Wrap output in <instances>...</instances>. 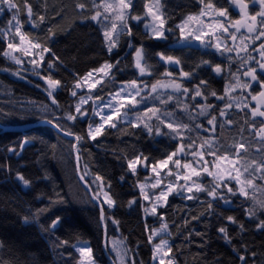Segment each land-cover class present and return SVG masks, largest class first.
Masks as SVG:
<instances>
[{"label":"trees","instance_id":"1","mask_svg":"<svg viewBox=\"0 0 264 264\" xmlns=\"http://www.w3.org/2000/svg\"><path fill=\"white\" fill-rule=\"evenodd\" d=\"M28 2L34 13L44 15L45 20L40 22L33 16L38 26L32 27L28 23L24 0H17L22 31L50 51L44 54L37 75L26 74L2 54L7 49V43L0 36V125L17 127L52 121L56 127L59 125L57 128L61 131L66 129L83 137L77 148L80 173L94 195L102 183L115 201L113 208L103 205L107 241H121L128 264L153 263L154 249L149 235L162 224L168 225L166 238L168 247L172 249L169 258L174 260L173 264H264V228L259 227L264 221V211L256 204V201L264 200V181H253L255 187L248 189V198L231 195L222 188L220 191L230 201L227 204L223 200L213 199L206 192H194L193 195L199 198L193 200L176 193L158 209L156 216H146L138 184L147 179L149 167L138 168L134 175L128 168V159L143 154L148 157L147 163L150 165L176 151L179 140L172 139L170 135L157 137L155 133L149 134L143 126L133 127L132 123L124 122H118L116 128L106 127L103 134L92 140L88 137V130L90 124L96 125V118L92 115L84 119L77 116L75 121L65 118L67 113L75 115V98L71 95L74 84L106 61L114 65L110 70L113 78L106 77L104 83L92 92V97L108 98L110 93H115L122 84L131 80L147 81L149 84L158 79L166 80L167 77L163 75L165 71L172 72L177 82L190 89H194L200 80H205L207 84L200 85L202 91H215L224 96L225 86L232 81L231 73L236 72L240 64L236 55L217 54L211 48L175 46L180 39L175 26L187 15L200 12L204 5L199 0H161L165 13L170 16L166 27L171 26L173 31L166 32L167 39L155 40L143 29L145 3H149V0H133L131 13L143 19L138 22L129 20L133 35L122 36L117 49L109 54L99 25L90 19L95 11L91 0ZM96 2L99 3V0ZM212 2L215 7L227 8L231 19L240 18L238 8L230 0ZM78 3L86 4V9H78ZM249 3L250 14L260 10L259 3ZM10 18L11 15L5 10L0 16V29L7 28ZM260 19L257 17L258 21ZM129 42L133 47L128 46ZM261 42H264V37L251 43L252 48L249 49L256 59L260 58L259 53L253 49ZM141 45L144 46L147 69L151 73L149 76L140 77L134 67V48ZM156 53L177 57L182 63L171 67L160 60ZM204 60L209 64H202ZM49 62L53 63L52 68L48 67ZM250 63L258 67L255 61ZM217 64L222 68L220 74L213 71ZM181 68L191 72V78L181 77ZM41 76H51L61 82L53 93L57 104L52 103ZM241 79L247 80L242 75ZM253 87L256 88V85ZM168 94L177 95L167 92L162 98ZM231 94L247 96V91L237 89ZM188 95L190 97L192 92ZM250 99L248 97L249 102ZM180 100L183 101L181 104L189 105L205 103L201 97L192 101L181 96ZM228 102L227 96L219 100L208 95L207 103L216 106L210 110V114L217 116V124L229 118L235 123L225 124L223 128L216 126L213 136H206V132L201 138L193 126V131L185 133V136H190L196 143L203 138L215 140L225 148L233 141L247 144L245 138H248L252 142L250 157L258 158L261 154L257 151L259 138L254 137L249 125L244 123L248 110L240 111L235 106L224 109ZM142 103L148 107L160 104L162 109L173 110L184 122L192 123L186 113H181L175 100L163 105L160 100L149 96ZM218 109H224L227 115L220 117ZM87 110L90 111V105ZM199 110L189 108L194 116ZM208 118L196 117L195 122L205 127ZM163 132L169 131L165 128ZM25 139L31 144L23 148L21 145ZM189 142L188 139L183 141L185 144ZM74 144L73 140L61 136L51 127H36L21 132L0 130V264H77L80 255L76 246L80 243H87L92 248L97 264H110L108 256L116 263L110 251L107 256L104 252L100 210L92 203L77 178ZM9 148L15 151H9ZM206 159L213 158L207 156ZM18 175L30 182L28 186L18 179ZM96 176L102 179L96 180ZM198 179L212 186V179L205 176ZM232 186L235 187V184ZM209 203L212 204L211 208L208 207ZM254 205L256 214L249 217L247 210ZM25 217L28 218L27 223ZM57 217L60 222L53 228L51 225ZM228 217L233 220L230 221ZM220 228L226 229L230 242L219 231ZM240 256H244L245 260L241 261Z\"/></svg>","mask_w":264,"mask_h":264},{"label":"snow or ice","instance_id":"2","mask_svg":"<svg viewBox=\"0 0 264 264\" xmlns=\"http://www.w3.org/2000/svg\"><path fill=\"white\" fill-rule=\"evenodd\" d=\"M201 4L204 5V9L212 10L216 16L225 17L227 22L220 20H212L211 22L201 19L202 17L207 16L209 13L202 9L200 12L195 14H189L182 20L181 23L177 24L175 27L179 29L180 39L183 41H188L189 38L193 40H200L201 44L205 47H214L221 55L225 53H235L236 57L239 59L240 64L237 68V71L231 73L232 81L225 86L224 96L218 95L217 92L211 91L206 93L202 91L200 85L207 84V81L200 80L198 85L194 86V89H190L181 82H177L175 78L169 80H156L154 83L149 86L147 84L138 83L137 80H131L127 84L122 85L121 88L115 93H110L111 100L106 104L100 107L99 111H96L95 114L99 116L101 123L98 125H89L88 137L92 140H95L99 135L103 134L105 125H108L112 128L117 127V123L113 122V117L128 116V113L137 108V106L143 101L147 100L151 94H156L155 99L160 100V103L167 105L169 102L175 100L178 106L181 105L180 97L183 96L185 99H191L195 101L197 97H201L205 103L200 104L196 103L194 105H189L188 103H183L180 107L181 111H184L187 115V118L192 123H186L182 118L177 117L173 110L168 108L161 109L160 107L151 106L146 107L143 111L136 112V122L131 126L138 127L143 124V127L152 134L153 131L156 135H170L172 139H178L179 143L177 150L171 152L167 155L166 158L160 159L152 164H148V157L143 156V154L135 156L131 159H128V168L135 175L137 172V166L141 164V161H144L145 167H151V171L155 174L157 179L154 183L151 184L152 188H156L163 183V178H161V173L158 169H168L166 175L173 176L175 175V180H183L185 184L180 186L186 188L188 193H199L206 192L208 196L213 199L223 200L224 203H230V201L225 197L223 192L220 190L227 189V192L231 195L243 196L248 198L250 193L248 189L255 187L253 181L260 179L264 181V42H261L259 46L253 51L259 53V59H256L249 52V41L250 43H255L257 40H260L264 37V0H249L251 3H259L260 10L256 11L254 14H250L248 11L249 3L245 0H230V3L235 5L239 10V19H227L228 18V9L224 7H215L212 0H199ZM93 8L95 9L94 14L90 16V19L97 21L102 29L105 44L107 46V51L109 54L112 53L113 49L117 48L122 36L131 37L133 35L132 28L129 25V20L140 21L143 19L140 15H133L129 9L132 8V0H100V3H97L96 0H91ZM145 3V8L147 9V15L151 17V23L145 24V28L149 30L150 38L155 40H164L167 39L166 32H172L173 28L171 26L166 27L168 19L170 18L164 11V5L161 4L160 0H154V3L151 4ZM26 9L28 16V23L32 27H37L36 20H33V16H36L40 22L45 20L44 15L34 13L32 5L28 0H24L23 4ZM78 9H86V4L78 3L76 5ZM13 12L12 19L9 21V31L14 29V35L19 37V42H8L7 49L3 51V55L9 57L16 64H22V60L13 55V53H22L23 56L27 57L30 55H39L40 61H43V56L45 53L50 51L49 48L42 46L39 41L33 40L30 38L29 34L22 31L23 24L19 19L20 14V5L17 3V0H0V12L4 9ZM102 9V11H101ZM257 17L261 19L258 21ZM13 21L15 24L13 25ZM235 29V31H231ZM241 29L245 31L242 32ZM51 32V29H49ZM217 32H222L223 37L217 36ZM0 34L6 35V33L0 32ZM54 35V33H53ZM209 37L206 41L204 38ZM224 39V43H221V40ZM227 39L235 42L239 40V44H233L229 46L227 44ZM213 40L216 42L213 43ZM129 47H133L132 43L129 42ZM39 50L37 53H33L32 50ZM11 50V51H8ZM245 53L246 55H241ZM159 56L160 60L164 61L167 64L172 65H181L182 61L174 56L166 55L164 53H156ZM255 61L253 66L250 62ZM34 66H39L36 60H31ZM119 63V60L116 61ZM202 64H209V61L204 60ZM114 65L110 62H105L100 68L93 69L88 72L85 77L80 78L74 84V89L82 88L81 80L84 84H87L89 91L96 88L98 84H103L105 77H111L110 70ZM247 66V67H245ZM48 67L52 68L53 63L49 62ZM134 67L139 70L141 75L146 73L147 64H146V54L144 46L134 48ZM213 71L217 74H220L222 68L219 64L213 67ZM103 73V76L98 78L93 77V73ZM147 74H151L148 72ZM165 77H173V73L170 71H165L163 73ZM193 74L188 71H184L183 68L180 70V76L185 78H191ZM243 77L250 79L242 80ZM41 79L45 80L48 85V95L52 100L53 104H57V100L53 95L57 87L60 86V81L53 79L51 76H41ZM92 81L89 83V81ZM256 85V88L253 85ZM171 89L172 93L177 95L168 94L162 98V94L159 93L158 89ZM237 89L247 91V96H233L231 93L236 92ZM192 92V95L189 97V93ZM144 93V95H141ZM216 97V99L223 100L225 96L228 98V103L224 105V109H231L235 106L240 111L247 109L248 112L245 113L244 123L249 125L252 130V135L259 138L260 144L257 147V151L260 152L258 158H251L249 149L252 146L251 139L245 138L248 140V143H243L239 141H233V143L227 145L218 144L215 140H209L208 138H203L202 143L199 145L196 144L190 136L186 137L185 133L193 131L194 128H202V124L196 123V117L208 116L207 123L213 125L212 131L215 130L216 126L221 128L225 124L232 125L235 123L232 119H225L222 123L217 124V116L211 115L210 110L215 105L207 103L208 95ZM72 96H77V92L73 90L71 92ZM137 97L140 99L138 100ZM248 97L251 98V102L248 101ZM88 99L102 100L100 96L91 97ZM87 103L85 97L81 96L79 103L75 107V112L81 115H86L81 111V105ZM129 105L131 106L129 108ZM199 108L200 111L193 115L189 108ZM105 108L109 109L105 113ZM121 109H126L123 113ZM224 109H218L219 116L225 117L227 113ZM95 111V110H94ZM151 114V115H149ZM250 114V115H249ZM146 117V119H144ZM65 118L69 121H75L77 119L76 115L67 113ZM259 118V120H257ZM155 120L157 123L151 124L149 121ZM51 123L52 121H48ZM161 126L169 129L168 133H164L161 130ZM59 127V125H57ZM209 131V129H204ZM65 135H72L75 137L77 142L83 139L82 136L75 135L69 130L62 129ZM243 132V128L240 129ZM185 139H188L190 142L188 144L183 143ZM29 141L25 139L23 143H28ZM22 147V145H21ZM73 147H76L74 144ZM221 149H225L221 151ZM9 151H15L14 148H9ZM191 155L193 159L191 161L187 159H182ZM207 156H211L213 159H206ZM174 157H176L174 159ZM79 158V157H78ZM172 164L173 168H168L169 164ZM182 169V171H180ZM201 173H205L207 176L212 177V186L209 187L203 183V181L193 180V177H200ZM257 173L260 175L257 176ZM87 174V173H86ZM18 179L23 181L25 186H28L30 183L23 176L18 175ZM83 180L84 177L81 176ZM96 180H101L102 178L96 176ZM235 184V187L232 184ZM110 187V186H109ZM141 192L146 200L151 199L149 194L143 192L144 185H140ZM177 185L175 182H168L164 188L161 189L159 194H153L156 201L163 200L164 203H167V197L170 193L175 191ZM104 201L109 206L115 204V201L111 198L108 192H104ZM98 199L97 196L93 197ZM188 200L198 199V196L187 195L185 197ZM134 203V201H133ZM256 204L259 206V209L264 211V200L256 201ZM208 207L211 208L212 204L209 203ZM148 211V208H145V212ZM249 217H252L256 214L255 205L253 208L247 210ZM151 212L153 214L157 213V204L153 203L151 206ZM163 219V217H160ZM103 208H101V221H103ZM230 221L233 220L232 217H228ZM28 222V218L25 217V223ZM60 222L59 217L53 221L51 227L55 228L56 225ZM241 227H243L241 225ZM260 228H264V221L259 225ZM168 228L167 224H162L160 229L152 230V234L149 236V242L151 243L153 237L157 235L160 231H166ZM220 232L225 234V238L229 240L227 236V231L224 228L219 229ZM64 243H67L66 241ZM79 252L80 259L77 261V264H95L92 248L90 246L84 245L77 248ZM172 251L171 247H168V241L166 239H161L158 244L154 245L153 259H156V254L160 253L159 264H173L171 259L165 261L164 257ZM253 255H255L253 253ZM241 261L245 260L244 256L239 257Z\"/></svg>","mask_w":264,"mask_h":264},{"label":"rangeland","instance_id":"3","mask_svg":"<svg viewBox=\"0 0 264 264\" xmlns=\"http://www.w3.org/2000/svg\"><path fill=\"white\" fill-rule=\"evenodd\" d=\"M132 2H133V0H132ZM160 2H161V0H160ZM245 2H246V1H245ZM99 3H100V0H99ZM153 3H154V0L151 1L150 6H151V4H153ZM248 3H249V2H248ZM257 3H258V2H257ZM249 5H250V3H249ZM234 7H235V5H234ZM202 9H204V7H203ZM5 10L7 11V13H9V14L11 15V18H10V19H12L13 11H15V9H13L12 11H9V10H7V8H5L4 11L0 12V16L3 15V13L5 12ZM130 10H131V9H129V11H130ZM204 10H205L206 12H208L209 14H208L207 16H205V17H202L201 19H204L205 21H209V22H211L212 20H220V21H225V22H227V20H226L225 17L216 16V15L212 12V10H209V9H204ZM101 11H102V9H101ZM237 13H239V10H237ZM249 13H250V12H249ZM144 19H145V22H144V24H143V29H144V31H145L147 34H149V30L145 28V24H149V23H151V17L147 15V9H145V17H144ZM227 19H231L230 16H229V14H228V18H227ZM134 21H135V20H134ZM136 22H138V21H136ZM12 23H13V25H14V24H15V21H13ZM94 23H96L97 25H99V27H100V29H101V32H102V34H103V29H102L101 25H100L97 21H94ZM10 27H11V26L8 24L7 28L0 29V32H2V33H6V35H4V34H0V36H1L3 39H5V41H6L7 44H8V42H10V41H12V42H15V41H16V43H18V42H19V37H16V36L14 35V29H13L12 31H9V28H10ZM178 30H179V29H178ZM243 30H244V29H241L242 32H244ZM231 31H235V29H231ZM179 33H180V32H179ZM217 36H221V37H223L224 34H223L222 32H217ZM103 38H104V36H103ZM204 39L207 41V40L209 39V37H205ZM228 41H229L230 44L228 43ZM104 42H105V40H104ZM215 42H216V41L213 40V43H215ZM221 43H224V39L221 40ZM234 43L238 45V44H239V40L233 42V41H231V39H227V44H228L229 46H232ZM246 43H249V49L252 48L250 42L246 41ZM105 46H106V44H105ZM175 46H176V47H198V48L202 47V48H211L215 53H217V54H221V53L218 52L214 47H205L203 44H201L200 40H193V39H191V38H189L188 41H183V40L179 39V41L175 44ZM106 49H107V46H106ZM116 49H117V48L113 49L112 52H114ZM8 51H11V50H8ZM32 51H33V53H37L39 50H35V49H34V50H32ZM225 54H230V53H225ZM234 54H235V53H234ZM13 55L18 56V57L22 60V64H19V65H18V64H16L13 60H11L9 57H6V56H5V57H6L11 63H13V64H15L16 66L20 67V69L22 70L23 73H26V74H34V75H37V74L39 73V68H40L41 63H42V62L40 61V57H39V55H30V56L25 57V56H23L22 53H19V52H18V53H13ZM241 55H246V54H245V53H241ZM133 58H134V56H133ZM43 59H44V56H43ZM31 60H36V61L38 62V65H39V66H34L32 63H30ZM168 65H170L171 67L175 66V65H172V64H168ZM135 69H136V68H135ZM136 71H137V73H138V75H139L140 77H142V76H144V75H146V76H149V75H150V74H147L148 72H150L148 69H146V73H145L144 75H141V74L139 73V70H138V69H136ZM99 76H103V73H95V72L93 73V77H94V78H98ZM105 78H106V77H105ZM245 78H246V79H250V78H247V77H245ZM169 79H173V77H167L166 80H169ZM166 80H165V81H166ZM91 82H92V81L90 80L89 83H91ZM137 82H138V83H141L142 85H143V84H147V85L149 86V90H150V85H151V84H149L147 81H142V82L137 81ZM81 83H82V88H80V89H73V90H75V91L77 92V96H72V97L75 98V107H76V105L79 103V101H80V97H81V96L85 97V99L87 100V103L81 105V111L84 112V113H87V114H86V115H81V114H78V113L75 112V115L81 117L82 119H84L85 117H87V116H89V115H90V116L92 115L91 117L97 119L95 124L98 125V124L101 123V120H100L99 116L95 114V112H96V111H99L100 107H102V106H103L104 104H106L109 100H111V96L108 97V98L102 99V100L88 99V97L91 96L92 92H94V90H95L96 88L91 89V91H89V89H88V87H87V84H84L82 80H81ZM45 84H46V82H45ZM125 84H127V83H125ZM125 84H122V85H125ZM99 85H100V84H98L96 87H98ZM122 85H121V86H122ZM121 86L119 87V89L121 88ZM46 87H47V89H48V85H47V84H46ZM119 89H118V90H119ZM48 91H49V89H48ZM158 91H159V93H161L162 95L165 94V93H167V92L172 93V90H171V89H163V88H161V89H158ZM141 95H144V93H141ZM155 95H156V94H151V95H150V98H154ZM91 97H92V96H91ZM93 98H94V97H93ZM148 98H149V97H148ZM137 99L139 100L140 98L137 97ZM181 99L183 100V98H181ZM181 102H183V101H181ZM250 102H251V99H250ZM89 105H90V111L87 110V107H89ZM145 106H147V105L144 104V103H140V104L137 106V108L132 109V110L128 113V116H127L126 118H125L124 116L113 117V122H115V123H118V122H124V123H132V124H133V123L136 122V112H137V111H143V110L146 108ZM130 107H131V106L129 105V108H130ZM147 107H148V106H147ZM156 107H160V104H158ZM160 108H161V107H160ZM161 109H162V108H161ZM94 110H95V111H94ZM108 111H109V109L105 108V113H107ZM124 111H126V109H121V112H122V113H123ZM199 111H200V110H199ZM149 115H151V114H149ZM223 118H224V117H223ZM144 119H146V117H145ZM207 121H208V120H207ZM207 121H206V126H205V127L203 126L202 128H198V129H197V128H194L195 131L199 132V136H200V138H201V135H202L203 133H206V132H207V133L205 134L206 136H213V135H214V134H213V131H212V129H213V125H209V124L207 123ZM149 123H151V124H155V123H157V122H156L155 120H152V121H149ZM94 126H95V125H94ZM94 126H93V127H94ZM140 126H143V124H141ZM106 127H109V126H108V125H105V128H106ZM163 129L165 130V128H164L163 126H161V130H162V132L164 131ZM166 129H167V128H166ZM204 129H209V131H205ZM167 131H169V129H167ZM20 132H21V131H20ZM153 133H155V132L153 131ZM155 136L158 137V135H156V134H155ZM159 136H161V135H159ZM200 143H202V139H200L199 142L196 143V144L199 145ZM175 158H176V157H174V159H175ZM182 159H187V160L191 161V160L193 159V157H192L191 155H188V156H186V157H182ZM140 167H144V168H146V167L144 166V163L139 164V165L137 166V170H138V168H140ZM173 167H174V166H173L171 163H170L169 166H168V168H173ZM158 171H160V173H161V178H163V183H162L160 186H158V187H156V188H152V187H151V184L154 183L155 180L157 179V177L155 176V174L151 171V167H149V168L147 169V172H148V177H147V179H146L144 182L138 184L139 193L141 194L142 200H143V202L145 203L144 212H145V208H148V211L145 212L146 216H156L157 213L153 214V213L151 212V206H152L153 203H156V204H157V211H158L159 208H161V207H163V206L165 205V203H164L163 200H161V201H156V200H155V197H154L153 194H159V192L161 191V189L164 188L165 185H166L168 182H175L176 185H177V188H176L175 191H173L172 193H170V194L168 195V197H167V201H168V198H169L171 195L176 194V193H177V194H183L184 196H187V195H193V193H194V192H193V193H188V192L186 191V188H182V187H180V186H183V185L185 184V182H184L183 180L176 181V180H175V175H173V176H167L166 173H167L168 169H158ZM180 171H182V169H181ZM201 176H205L206 178L212 179V177L207 176L205 173H201ZM201 176H200V177H201ZM200 177H199V178H200ZM197 178H198V177H193V180H197ZM198 180H199V179H198ZM233 183H234V182H233ZM140 185H144V187H143V192L149 194V196L151 197V199L146 200V199L144 198V196H143V194H142V192H141V187H140ZM104 192H106V191H105V189H104V187H103V184L101 183V186L99 187V191H98L97 193H95V196H97V194H98V198H99L100 200L104 201V199H105V197H104ZM104 205L107 206V207H109V208H113V207H114V205L109 206L107 203H104ZM160 228H161V226L158 227V228H154V229H160ZM167 232H168V230H166V231H160L157 235H155V236L153 237V240L155 241L154 243H155V244H158L159 241H160L162 238L167 240V238H166V236H167V234H168ZM167 241H168V240H167ZM110 242H111V250L113 251V253H114V255H115L116 263H117V264H128V263H127L126 250H125L123 244L121 243V241H119L118 239H113V240H111ZM84 245L89 246L87 243H80V244H78V245L76 246V250H77L78 247H81V246H84ZM78 253H79V252H78ZM160 256H161L160 253H157V254H156V259H154L153 264H158L156 261H158V260L160 259ZM168 258H169V254H168V256L164 257L165 261L169 260ZM157 259H158V260H157ZM95 264H97V263L95 262Z\"/></svg>","mask_w":264,"mask_h":264},{"label":"water","instance_id":"4","mask_svg":"<svg viewBox=\"0 0 264 264\" xmlns=\"http://www.w3.org/2000/svg\"><path fill=\"white\" fill-rule=\"evenodd\" d=\"M36 127H51L53 128L58 134H60L61 136L73 140L75 142L76 147H73V154H74V159H75V165H76V174H77V178L80 182V184L82 185V187L85 189V191L89 194L91 200L93 201V203L95 204V206L100 210V214H101V208L102 205L99 202L98 199H94V194L91 190V188L89 187L88 183L83 179H81V173H80V161H79V156L77 153V145L78 142L75 140V137L72 135H65L60 129H58L54 124L46 122V121H41V122H37L36 124H27V125H23V126H17V127H5L3 125H0V130L3 131H10V132H20V131H27L30 130L32 128H36ZM31 143H23L22 147L25 148L26 146L30 145ZM103 217H104V211H103ZM101 220V218H100ZM102 224V228L104 229V247L106 248L107 245V236H106V229H105V225H104V219L103 221H101ZM109 258V257H108ZM110 259V258H109ZM110 263L111 264H115L114 261H112L110 259Z\"/></svg>","mask_w":264,"mask_h":264},{"label":"bare ground","instance_id":"5","mask_svg":"<svg viewBox=\"0 0 264 264\" xmlns=\"http://www.w3.org/2000/svg\"><path fill=\"white\" fill-rule=\"evenodd\" d=\"M180 107H182V104L179 106V109H180ZM181 111V110H180ZM181 113H185L184 111H181ZM39 122H41V121H39ZM47 122V121H46ZM37 123V122H36ZM36 123H33V124H36ZM79 143V142H78ZM77 148H78V145H77ZM78 153V152H77ZM94 194V193H93ZM95 196V195H94ZM90 197V196H89ZM91 199V198H90ZM99 200V199H98ZM92 201V200H91ZM99 202L101 203V205H102V208H103V205H104V203H103V201L102 200H99ZM92 203H93V201H92ZM94 204V203H93ZM95 205V204H94ZM160 227V226H159ZM156 228H158V227H156ZM168 230V229H167ZM168 233V232H167ZM152 234V232L150 233V235ZM149 235V236H150ZM155 241L154 240H152V245H153V249H154V245H155V243H154ZM168 245H169V243H168ZM109 251H110V253L111 254H113L114 255V253H113V251L111 250V242H108L107 241V245H106V248L104 247V252H105V254H106V256L108 255V253H109ZM115 256V255H114ZM109 257V256H108ZM110 258V257H109ZM111 259V258H110ZM109 259V260H110ZM168 259H172V258H168ZM112 260V259H111ZM113 261V260H112ZM172 261H173V263H174V260L172 259ZM95 262V261H94ZM111 264V263H110ZM116 264V263H115Z\"/></svg>","mask_w":264,"mask_h":264}]
</instances>
